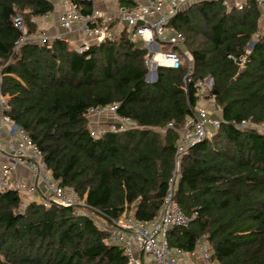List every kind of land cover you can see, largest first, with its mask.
<instances>
[{"label": "trees", "instance_id": "trees-1", "mask_svg": "<svg viewBox=\"0 0 264 264\" xmlns=\"http://www.w3.org/2000/svg\"><path fill=\"white\" fill-rule=\"evenodd\" d=\"M75 1L90 11L88 1ZM52 11L49 0H0V89L47 171L85 204L25 203L18 189L0 191V264H127L91 216L106 225L126 210L157 217L175 170L178 129L200 99L195 81L207 76L222 123L182 157L175 199L192 220L172 228L169 243L193 252L205 241L218 264H264V132L237 126L264 123L258 1L228 9L221 0H198L174 17L193 58L186 88L187 67H159L147 81L146 51L126 32L83 53L60 38L14 51L22 35L14 18L22 15L33 32L30 19ZM114 103L140 127L94 136L88 111Z\"/></svg>", "mask_w": 264, "mask_h": 264}, {"label": "built area", "instance_id": "built-area-1", "mask_svg": "<svg viewBox=\"0 0 264 264\" xmlns=\"http://www.w3.org/2000/svg\"><path fill=\"white\" fill-rule=\"evenodd\" d=\"M59 1L62 8L59 22L64 32L52 36L40 27L41 22L48 23L51 13L30 19L38 25V29L33 32L28 31L23 16L17 15L14 25L22 35L15 41L14 51H18L26 43L51 42L55 38L72 42L68 35L80 33L82 40L72 43L78 53H83L94 43L114 39L126 32L131 41H140L146 51L143 61L148 69L147 81L154 82L157 79L159 67L174 70L187 67L184 78V87H187V77L193 72V58L186 45L185 36L172 21L181 10L198 0H86L90 3L89 12H85L83 3H77L75 0ZM221 1L228 9H243L247 2ZM257 1L264 10V0ZM243 59L240 58L242 61ZM213 84L211 76L195 81L200 99L208 98ZM9 100L10 95L2 93L0 89V191L18 189L22 194L32 195V201L45 205H84V200L63 188L47 171L36 145L22 127L7 114ZM213 105L214 111L211 112L197 103L182 128L178 129L175 170L156 218L141 220L136 218L133 212L125 211L113 224L106 225L91 216L98 226L108 232L107 241L124 250L128 257L127 264H192V255L196 256L197 264H218L211 259L207 244L198 245L193 252H186L171 247L168 239L172 228H185L192 220L175 199V184L184 154L195 144L211 138L222 123L220 113L217 114L220 108L215 101ZM88 114L94 136H100L107 131H125L140 127L131 118L118 114L117 103L91 108ZM167 126L173 127L174 124L169 122ZM237 126L242 129L256 127L264 132V123L255 124L250 119L243 120ZM18 165L25 166L31 172L36 184H26L18 180L8 183V177ZM43 188L48 193L46 198L40 194ZM197 214L195 212V215Z\"/></svg>", "mask_w": 264, "mask_h": 264}, {"label": "crops", "instance_id": "crops-1", "mask_svg": "<svg viewBox=\"0 0 264 264\" xmlns=\"http://www.w3.org/2000/svg\"><path fill=\"white\" fill-rule=\"evenodd\" d=\"M50 2H52L53 4V11L50 12L51 13V17L48 21V23H42L40 24V27L43 28V30H45L48 34L50 35H59L61 33L64 32V29L61 27L60 22H59V16L60 13L62 11L61 5H60V1L59 0H49ZM70 37V39L72 40L73 43L79 42L80 40H82L80 33H72L70 35H68ZM213 100L212 98H201L198 100V105L207 108L208 110H210L211 112L214 111V105H213ZM220 111L217 112V114L219 115ZM13 174V178L14 181L18 180L20 182H24L26 184H36V179L35 177L31 174V172L23 165H18L17 169L12 173ZM40 194L43 197H47L48 193L46 192V190L43 188L42 191L40 192ZM23 197H28L29 199L27 200L26 203H28L29 201H32V195L29 196L28 194L24 193L22 194ZM26 201V198H25ZM127 211V210H126ZM128 212H133V211H128ZM202 244H206L205 241H199L197 244L198 245H202Z\"/></svg>", "mask_w": 264, "mask_h": 264}, {"label": "rangeland", "instance_id": "rangeland-1", "mask_svg": "<svg viewBox=\"0 0 264 264\" xmlns=\"http://www.w3.org/2000/svg\"><path fill=\"white\" fill-rule=\"evenodd\" d=\"M250 46H251V44H250ZM249 49H250V47H249ZM8 183H11V182H13L14 181V178H13V174H11L9 177H8ZM25 198H26V201H25ZM24 198V201H25V203L27 202V200L29 199L28 197H25ZM92 215V214H91ZM95 217V216H94ZM191 259H192V264H197V258H196V256H194V255H192L191 256Z\"/></svg>", "mask_w": 264, "mask_h": 264}, {"label": "water", "instance_id": "water-1", "mask_svg": "<svg viewBox=\"0 0 264 264\" xmlns=\"http://www.w3.org/2000/svg\"><path fill=\"white\" fill-rule=\"evenodd\" d=\"M252 45V44H251ZM251 47V46H250ZM214 93H216V90H214Z\"/></svg>", "mask_w": 264, "mask_h": 264}]
</instances>
